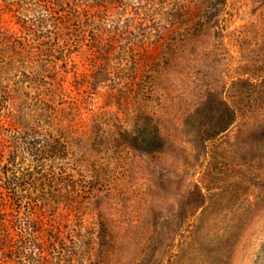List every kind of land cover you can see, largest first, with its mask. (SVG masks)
Segmentation results:
<instances>
[{"label":"rangeland","instance_id":"374dc122","mask_svg":"<svg viewBox=\"0 0 264 264\" xmlns=\"http://www.w3.org/2000/svg\"><path fill=\"white\" fill-rule=\"evenodd\" d=\"M98 3L0 0L13 234L60 225L45 264H264V0Z\"/></svg>","mask_w":264,"mask_h":264},{"label":"trees","instance_id":"16d2710c","mask_svg":"<svg viewBox=\"0 0 264 264\" xmlns=\"http://www.w3.org/2000/svg\"><path fill=\"white\" fill-rule=\"evenodd\" d=\"M95 3H84L79 5L77 0H55L56 6L64 9L68 18L74 17L76 14L83 13L84 15H94L97 8L100 6L103 0H95ZM23 28L25 25H21ZM99 29H91L89 33V39L92 41V46L102 51L107 50L111 44V39L104 40ZM8 47V46H7ZM3 51V45L0 41V55ZM96 68V67H95ZM6 172L7 170L4 169ZM3 170L0 173H4ZM8 182L0 179V264H15L14 256L16 254L25 253V248L28 243H31L36 251L39 252V259L37 264H45L43 253L49 243L59 242L61 239V226H53L49 228L44 220V217L40 216H28L25 219L27 233H20L19 236L13 234V228L16 222L19 220L14 213L8 211L11 206L9 198L11 195L4 193ZM48 214L56 215V208L48 210ZM46 213V211L44 212Z\"/></svg>","mask_w":264,"mask_h":264}]
</instances>
